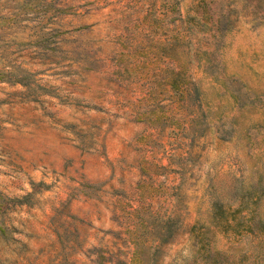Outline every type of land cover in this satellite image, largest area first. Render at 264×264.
<instances>
[{
    "label": "rangeland",
    "instance_id": "rangeland-1",
    "mask_svg": "<svg viewBox=\"0 0 264 264\" xmlns=\"http://www.w3.org/2000/svg\"><path fill=\"white\" fill-rule=\"evenodd\" d=\"M0 264H264V0H0Z\"/></svg>",
    "mask_w": 264,
    "mask_h": 264
}]
</instances>
